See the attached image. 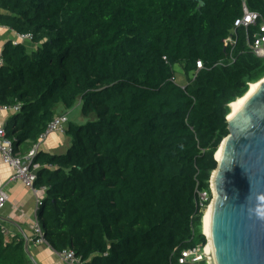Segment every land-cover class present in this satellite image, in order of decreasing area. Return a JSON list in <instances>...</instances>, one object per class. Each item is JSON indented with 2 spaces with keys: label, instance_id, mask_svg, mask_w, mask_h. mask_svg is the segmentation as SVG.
<instances>
[{
  "label": "trees",
  "instance_id": "obj_1",
  "mask_svg": "<svg viewBox=\"0 0 264 264\" xmlns=\"http://www.w3.org/2000/svg\"><path fill=\"white\" fill-rule=\"evenodd\" d=\"M201 1L0 0V25L37 45L2 52L0 106L21 107L5 126L15 150L39 141L59 105L86 119L66 127L67 152L33 161L56 251L84 264H182L184 249L207 244L196 189L211 190L230 104L264 78V58L248 42L258 28L235 25L242 0ZM247 5L264 17V0ZM0 264H33L24 237L0 243Z\"/></svg>",
  "mask_w": 264,
  "mask_h": 264
},
{
  "label": "water",
  "instance_id": "obj_2",
  "mask_svg": "<svg viewBox=\"0 0 264 264\" xmlns=\"http://www.w3.org/2000/svg\"><path fill=\"white\" fill-rule=\"evenodd\" d=\"M260 81L242 108L227 116L230 131L220 145V158L215 155L209 234L206 214L203 224L214 264H264V78ZM25 249L39 264L28 236Z\"/></svg>",
  "mask_w": 264,
  "mask_h": 264
},
{
  "label": "built area",
  "instance_id": "obj_3",
  "mask_svg": "<svg viewBox=\"0 0 264 264\" xmlns=\"http://www.w3.org/2000/svg\"><path fill=\"white\" fill-rule=\"evenodd\" d=\"M243 1V16L236 20V26L250 27L254 26L258 29L253 34V39H251L248 34V42L251 50L260 58H264V17L258 11H253L248 8L247 0ZM19 41L15 44L22 42L23 40H31V34H19ZM235 42L234 38L229 37L226 42ZM3 60L0 62V64ZM197 71L198 72L203 67V61H197ZM197 74V73H196ZM194 75V77L196 76ZM0 108H12L16 111L20 110V105L13 107L0 106ZM67 124L66 115H56L54 119L49 123L46 132L41 136H45L47 133L52 131H65ZM0 152L4 163L11 165L14 168V174L12 175V180H22L24 184L33 190L35 193L46 192L47 186H36V180L38 178L37 168L38 165H34L33 161L38 153V147L34 146L27 153L21 154L15 150L14 140L7 135L5 126H0ZM8 196L4 190H0V212L7 202ZM211 199V190H201L196 189V205L205 209L207 207V202ZM43 197H37L36 206L34 209V216L32 221L31 234L28 236L30 244L35 243L37 245H44L52 249L64 262L65 264H84L85 262L81 257H79L76 252L71 249H65L63 251H56L48 243L45 237V231L42 227L39 211L42 205ZM206 212V211H205ZM19 237L12 232L6 224L0 221V243L7 245L12 241L18 239ZM210 256L207 251V244L204 246H197L190 249H184L179 257V262L185 263H200L205 261L206 264H210Z\"/></svg>",
  "mask_w": 264,
  "mask_h": 264
},
{
  "label": "crops",
  "instance_id": "obj_4",
  "mask_svg": "<svg viewBox=\"0 0 264 264\" xmlns=\"http://www.w3.org/2000/svg\"><path fill=\"white\" fill-rule=\"evenodd\" d=\"M19 34L12 28L0 25V62L2 61V52L6 43L15 44L19 41ZM30 51L36 50L32 40H23ZM37 48V47H36ZM16 110L12 108H0V126H6ZM56 115H66L68 129L69 123L74 122L83 124V117L80 108H67L59 105ZM82 122V123H81ZM65 131H52L41 137L38 142L27 141L22 144L21 154L27 153L34 146L38 147V152L46 153H65L72 144L71 136ZM14 168L3 162L0 152V190H4L8 199L0 212V221L8 226L18 237L30 236L34 209L37 197H44L46 192L35 193L28 188L22 180H12ZM31 246L33 249H31ZM33 255L39 264H65V262L50 248L44 245L30 244Z\"/></svg>",
  "mask_w": 264,
  "mask_h": 264
},
{
  "label": "bare ground",
  "instance_id": "obj_5",
  "mask_svg": "<svg viewBox=\"0 0 264 264\" xmlns=\"http://www.w3.org/2000/svg\"><path fill=\"white\" fill-rule=\"evenodd\" d=\"M260 83H261V81L251 83L248 93L245 96L238 98L235 102L231 103L232 114L230 115V117L233 116L236 112H238L242 108L246 99L259 87ZM217 158H220V150L217 152ZM209 206H210V204H209ZM210 213H211V210L208 209V212L206 213V216H205V232H206V234H209V215H210ZM207 251H208V254L210 256V264H214L213 257L210 255V251H209L208 247H207Z\"/></svg>",
  "mask_w": 264,
  "mask_h": 264
},
{
  "label": "rangeland",
  "instance_id": "obj_6",
  "mask_svg": "<svg viewBox=\"0 0 264 264\" xmlns=\"http://www.w3.org/2000/svg\"><path fill=\"white\" fill-rule=\"evenodd\" d=\"M33 47H34V49H36L37 45H35ZM174 70H175V80H176V82L179 83V84H181V85H183V86L186 85L188 79H187V76L184 73L183 66L181 64H176L174 66ZM76 108H80V110H81V107L78 104L76 105ZM84 121L86 122V119L83 120V122ZM210 185L212 186V183ZM208 209H209V205L204 209L206 211L205 214L208 212ZM203 224H204V217H203ZM203 229H204V227H203ZM203 232H204V230H203ZM31 249H33L32 246H31ZM31 251H33V250H31Z\"/></svg>",
  "mask_w": 264,
  "mask_h": 264
},
{
  "label": "clouds",
  "instance_id": "obj_7",
  "mask_svg": "<svg viewBox=\"0 0 264 264\" xmlns=\"http://www.w3.org/2000/svg\"><path fill=\"white\" fill-rule=\"evenodd\" d=\"M211 188V187H210ZM211 194H212V191H211Z\"/></svg>",
  "mask_w": 264,
  "mask_h": 264
}]
</instances>
